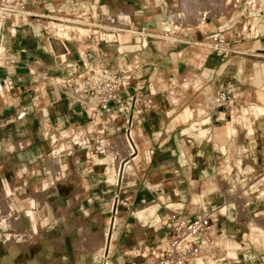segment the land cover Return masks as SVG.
<instances>
[{
	"label": "crops",
	"instance_id": "obj_1",
	"mask_svg": "<svg viewBox=\"0 0 264 264\" xmlns=\"http://www.w3.org/2000/svg\"><path fill=\"white\" fill-rule=\"evenodd\" d=\"M189 1L0 0V6L14 11L0 13V37L6 57L15 61L7 69L0 68V80L12 83L0 97V202H7L9 211V216L5 214L9 227L0 220V264H101L106 258L120 263L119 255L114 259L116 253L123 247L138 246L131 245L140 241L137 237L147 231L149 220L156 218L153 226L160 223L163 198L158 197L168 184L172 191L169 198L181 201L169 203L165 212L186 209L191 184L210 167L202 162V171L192 172L191 152L221 146L218 153H225L224 143L235 129L226 123L230 117L222 111L226 109L189 125L191 113L203 108L204 99L220 90H229L236 100L244 82L264 76L263 63L244 60H264V25L257 17L264 13V0H218L225 10L217 9L203 20L197 14L199 22L192 18L194 14L181 10ZM80 14L99 25H129L134 32L132 40L121 42L126 33L118 37L107 34L110 41L101 46V53L85 59L73 44L78 43L75 35L79 34L68 32L64 35L68 39L66 51L63 40L54 36L51 19ZM219 30L226 33V52L214 53L200 45ZM258 64L261 72L254 67ZM70 65L132 70L130 88L113 104L116 113L128 96L156 93L155 108L134 122L138 149L134 169L137 166L138 175L128 177L132 206L118 218L117 250L112 255L104 247L115 171L110 154H100L97 142L91 141L94 127L82 107L57 84L68 78ZM261 121L258 137L264 144V118ZM206 125H211L209 131ZM190 129L201 137L208 132L210 137L204 143L186 142ZM56 152L59 158L54 167L50 157ZM218 169L223 175L232 171L227 161ZM150 199L158 202L156 207L148 204ZM194 200L201 204L199 198ZM227 209L236 210L227 203L220 212ZM228 223L225 218L220 221L225 228ZM131 231L137 235L133 237ZM6 235L12 236L9 244ZM148 235L143 234L142 239ZM143 261L139 256L124 259L125 264ZM194 264L205 263L196 260Z\"/></svg>",
	"mask_w": 264,
	"mask_h": 264
},
{
	"label": "built area",
	"instance_id": "obj_2",
	"mask_svg": "<svg viewBox=\"0 0 264 264\" xmlns=\"http://www.w3.org/2000/svg\"><path fill=\"white\" fill-rule=\"evenodd\" d=\"M14 11L5 6H0V13L10 14ZM264 25V13L257 16ZM55 37L63 40V47L67 51L65 43L68 39L65 34L76 32L80 36H117L125 33L133 34L129 25L107 24L99 25L88 20L86 14H80L73 18L51 19ZM1 29V25H0ZM81 31L84 32L82 35ZM69 32V33H68ZM64 36V37H63ZM109 39V38H108ZM101 41H103L101 39ZM110 41V40H108ZM108 41L106 43H108ZM206 43L200 44L214 53L226 52L227 38L223 30L214 32L208 36ZM61 62L66 64V60ZM15 61L6 57V49L3 48V38L0 37V68L7 69ZM71 69L68 78L60 83L65 92L76 104L80 105L93 125L91 141L97 142L99 138L107 143L115 138L120 140L121 146L110 148L111 163L117 173V180L112 184L114 195L110 202V219L105 234V250L109 253L114 232L117 230L118 218L124 210L132 206V200L128 197L127 190L131 187L128 178L124 179L125 168L131 164L135 166L138 149L136 135L134 134V122L145 111L152 110L156 106V93L150 91L148 95L128 96L125 101L119 103L118 113L113 111V104L117 103L120 95L130 88L133 79L132 70L119 68L113 70L105 65L67 66ZM12 83L8 80H0V92L2 88L9 90ZM2 97V94H0ZM235 97L229 90H220L215 95L204 99V110L209 116L213 112L233 106ZM122 120V125L120 121ZM100 154L104 151L96 147ZM153 152H150V156ZM178 211V212H177ZM172 211L168 217L169 228L163 235L161 245L153 251V241H148V254L153 256L150 264H194L196 260L214 259V253L218 249L220 223L214 220L213 210H202L198 213L186 214L181 210ZM143 259L147 255L142 254ZM107 258L101 264H108ZM219 262L216 261V263Z\"/></svg>",
	"mask_w": 264,
	"mask_h": 264
},
{
	"label": "rangeland",
	"instance_id": "obj_3",
	"mask_svg": "<svg viewBox=\"0 0 264 264\" xmlns=\"http://www.w3.org/2000/svg\"><path fill=\"white\" fill-rule=\"evenodd\" d=\"M216 9L221 11L225 10L224 7L220 8L219 6ZM227 10H230V7H227ZM57 17L63 18L60 16ZM52 26L54 25L52 24ZM81 33L84 32L81 31ZM101 39L103 41H101ZM75 40H77L78 43H73V44H75L78 48L82 50L83 53L82 56L85 59H87L88 58L87 56L101 53V49H100L101 46L102 45L106 46L107 44L106 42L110 39H108L106 36H102L100 38L99 36L75 35ZM131 40H132V36L130 33H126L124 36L121 37L122 43H128ZM250 59L254 60V64L257 63V61H259V63L264 64V60L262 59H255L248 57L247 59L244 60L249 63H252V61L250 62ZM254 67L256 71L261 72L262 70L261 64L254 65ZM243 85L244 87L241 88L242 93L239 96H237L233 106L230 107L228 110H222V111H226L230 116L226 120V123H232L233 127L235 128L232 129L231 131L233 137L226 139L224 143L225 153H223V151L218 153L219 150L221 149V146L219 149L213 151L194 150L191 152L190 154V156H192L191 161L193 162V164H195L193 167H191L192 172H198V171L201 172L203 169L202 162L210 163V167L209 170H205V175L201 174L199 176L198 182L191 184L192 196L191 199L187 201L185 207L186 209H182V208L178 209L181 210V212L183 213L193 214V213H198L204 209L212 210V208L214 207L216 208V210L214 211V220H218L219 223L224 218L229 220L227 228L220 226L218 249L214 253L215 258L212 260H208V262H205L203 260L205 264H264V248L260 243L259 244L254 243L252 240H250L251 232H249L250 230L247 221L243 218H240L241 216L239 215L237 210L231 209L229 211L227 209L226 213L220 212L221 208L223 206H226L227 203H229L227 196L221 193L222 191L220 192V189L223 188L225 182H227L232 178L233 179L235 178L236 183L238 185L237 192L242 189H245L249 193V198L251 199L248 201V205H247V211L249 215L255 220L262 218L264 219V212H263L264 199H259L255 201L253 200L254 195L255 194L259 195V193L262 192L261 189L264 187L263 185L264 183L263 181H261V179L264 177V144L263 141L258 137V135L260 134V130L258 128V122H260L264 118V110H263L264 109V76H261V79L255 82L247 80L246 82L243 83ZM2 91L4 95L6 94V92H8V90H5L4 88H2ZM256 110L258 111L255 112ZM198 114L200 116L198 118L195 117ZM191 116L193 120L189 122V125H192L195 122H201L210 117V115L207 116L204 107L196 110L195 113H191ZM256 116H260V118L258 119ZM210 127L211 125H206L208 131ZM250 129H252L254 132L255 135L254 140H251L250 138V136H253L251 131L249 132ZM206 136L201 137L198 135V132L190 129L188 131V134L184 138H186V142L193 141L197 143H204L206 142V140H208V137H210V135H208V132ZM100 139L102 138H99V140ZM108 143L117 144V146H121L120 140L116 138L112 141H108ZM237 150L239 151V153ZM106 152L108 154H111L110 153L111 151L105 150V153ZM236 157L239 160H243L245 163L250 164L252 166L251 170L239 172L236 167L238 161ZM224 161H227L229 165L232 167V171L230 175H223L219 173L218 167ZM136 171H137V166L135 167L134 171L129 173V178L138 175V172L136 173ZM169 185L170 184H168L165 193L160 197H158V200H160L161 197L163 198L162 201L160 200L161 204H163V206H161V209H159V212L163 215L162 216L159 213L161 215L160 223H158V225L156 226H153L151 223L153 221L155 222L156 218H153L151 221L149 220L150 222L149 226L151 227L147 226V231H145L144 233L141 232L140 233L141 235L139 234L137 237L138 239H140V241L136 242V244L131 245V246L133 245H138V246H136L134 249L129 248V246L123 247L122 250H119V252L116 253L114 257V259H116V256L119 255L120 258H118V260L120 261V263H118L116 260L113 261L112 260L113 258H110L107 260L108 264H125L124 259L126 256H130V258L131 256H139L140 258L142 254L147 255V258H144V261L141 264H150L152 262L153 256L148 254V241L152 240L154 242L153 251L157 246L161 245L163 240L162 239L163 235L169 228L168 217L172 211H177L175 209H172L165 212L164 208L168 206L169 203L171 202L181 201V200H177V198H171V199L169 198L172 192L170 190L171 187ZM218 196H221V198L219 199ZM195 197L201 200L200 205H198L199 201L197 200L193 201ZM135 202L137 204L138 199H136ZM148 204L152 205V207H156L158 202H155V200L150 199L148 200ZM167 215L168 217L167 219H165ZM118 229L119 228L117 225V230L114 232L112 238L113 243L109 248V253L111 255L112 252L114 253L117 250V247L114 246V244ZM143 234H149V235L146 236V239H142ZM131 235L135 237V235H137V232L136 231L132 232ZM218 260L219 262L216 263V261Z\"/></svg>",
	"mask_w": 264,
	"mask_h": 264
},
{
	"label": "bare ground",
	"instance_id": "obj_4",
	"mask_svg": "<svg viewBox=\"0 0 264 264\" xmlns=\"http://www.w3.org/2000/svg\"><path fill=\"white\" fill-rule=\"evenodd\" d=\"M207 4H210V6L208 7ZM219 2L218 0H192V1H189V2H186L184 3V6L181 7V10L185 11L186 13L190 12L192 15H196V16H192V18L194 19H197L196 17L197 14H199L201 17H198V19H202L203 17L205 16H208V15H212L215 11V9L219 6ZM217 10V9H216ZM190 15V14H188ZM191 16V15H190ZM197 19V22H199ZM203 20V19H202ZM202 22V21H201ZM105 23V22H104ZM103 23V24H104ZM112 24V23H111ZM130 33V32H129ZM84 33H82L83 35ZM121 34V33H120ZM173 40V39H172ZM62 58L64 59V57L62 56ZM0 94H2V96L4 95L3 91L2 93L0 92ZM263 122L260 121V125L262 126ZM235 132V131H234ZM243 133V132H241ZM240 134V132H239ZM136 135V134H135ZM236 136V135H235ZM241 136V135H240ZM243 136V135H242ZM251 138H253V136H251ZM235 139V138H234ZM239 140V139H237ZM118 141V140H117ZM241 141V140H240ZM238 142V141H237ZM242 144V142H241ZM97 145H98V148L102 151H105V150H108L110 151V148H111V145L109 143H107L104 139H98L97 140ZM239 145V144H238ZM235 146V145H234ZM112 147L116 148L117 147V144H113ZM238 151V150H237ZM107 153V152H106ZM239 153V151H238ZM108 154V153H107ZM238 155V154H237ZM236 155V156H237ZM242 157V156H241ZM59 158V153H54L51 157H50V161L51 163L53 164V166L55 167V164L57 162ZM237 158V157H236ZM238 159V158H237ZM236 167L238 169L239 172H244L246 170H251L252 166L248 163H245L243 160H239L237 161V164H236ZM56 169V168H55ZM134 171V166H132L131 164L127 165L126 168H125V175L124 176V179L125 178H128L129 177V173ZM237 171V172H238ZM238 172V173H239ZM56 175V174H55ZM238 175V174H237ZM117 180V173L115 171V182ZM261 181H263L264 183V177L261 179ZM264 185V184H263ZM237 188H238V185L236 183V179L232 178L230 180H228L227 182H225L223 188L221 189L222 193L227 196L228 198V202H229V205H234L236 210L239 212V215L241 216L240 218H243L247 221L248 223V226H249V232H251V238L250 240H252L254 243H260L263 248H264V219H258V220H255L253 219L248 211H247V205H248V201L251 200L249 198V193L247 190L245 189H242L240 191L237 192ZM262 192L259 193V195H254L253 197V200H259V199H264V187L261 189ZM35 196V195H34ZM33 196V197H34ZM39 196V195H38ZM37 196V199L39 198ZM41 196V195H40ZM36 197V196H35ZM32 198V196H31ZM41 199V197H40ZM39 200V199H38ZM43 200V199H42ZM5 201V200H3ZM41 202V201H40ZM7 203V202H6ZM4 202H0V220L3 221L5 223V214L8 215L7 213L9 211H7V208H8V204H6ZM7 211V213H6ZM264 212V211H263ZM9 216V215H8ZM8 218V217H7ZM10 218L13 219V217L11 216ZM12 219H9V220H6L7 222L8 221H11ZM16 218L14 217V220ZM18 219V218H17ZM19 220V219H18ZM2 222V223H3ZM2 224L3 226L6 224ZM16 223V222H15ZM11 224V222H10ZM8 225V223L6 224ZM9 227V225H8ZM22 227V226H21ZM7 229V227H6ZM19 231V229L17 230ZM12 232V231H11ZM15 233V232H14ZM19 233V232H18ZM17 233V234H18ZM20 235V234H19ZM22 237V236H21ZM93 237H96V236H93ZM6 239V241L9 243L12 242V236L11 235H6L4 237ZM224 239V238H223ZM221 243V242H220ZM227 246V245H226ZM233 246V245H232ZM231 246V247H232ZM257 246V245H256ZM220 248V247H219ZM234 248V247H233ZM236 248V246H235ZM234 248V249H235ZM243 249V248H242ZM236 250V249H235ZM238 250V249H237ZM240 250V248H239ZM238 250V251H239ZM230 251V249H229ZM237 252V251H236Z\"/></svg>",
	"mask_w": 264,
	"mask_h": 264
}]
</instances>
